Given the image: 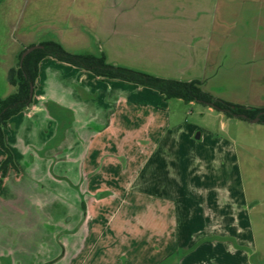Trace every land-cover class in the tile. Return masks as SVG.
<instances>
[{"label": "rangeland", "instance_id": "374dc122", "mask_svg": "<svg viewBox=\"0 0 264 264\" xmlns=\"http://www.w3.org/2000/svg\"><path fill=\"white\" fill-rule=\"evenodd\" d=\"M150 1L153 0H126L127 4H134L136 11L132 15L137 17L165 19L182 14L189 22L186 32L206 30L211 44L209 50L206 46L203 62L198 63L199 69L195 71L146 73L193 77L214 98L264 111V0H207L205 7L197 0H186L187 7L183 9L176 8V0L172 2L173 9L155 4L157 2L153 5ZM116 2L119 0H0V99L15 90L7 79L8 70L18 66V54L31 44L54 40L74 54H100L96 37L99 38L100 31L105 28L103 16L105 22L118 17L109 4ZM136 26L142 28L141 24ZM116 40L118 45L119 40ZM123 43H120V51H133ZM128 45L125 42V46ZM52 58L46 56L38 64L30 104L11 116L2 128L0 248L12 242L15 245L24 242L28 228L32 229L31 240L34 235L39 237L40 232L34 231L37 227H44L45 243L51 240L49 235L54 226H76L73 231L76 243L82 241L90 219L84 222V229L77 228L76 220L85 219L86 207H93L85 190L91 191L95 181H99V190L105 188V165H109L110 173L106 186L123 190L137 175L150 176V168L140 171V163L145 158L159 164L170 165L171 162L170 168L158 167L157 176L151 177L158 180L156 190L160 192L167 187L172 190L173 199H167L168 203L155 199L98 201L94 207L104 210L105 216L98 212V224L95 221L86 246L74 252L71 247L57 249L60 251L59 264L70 263L72 257L74 264H163L160 260L167 248L155 252L145 238L136 240L135 246L129 239H116L109 248L101 247L100 233L104 223L105 226L111 223L110 229L117 230V220L121 217L114 220L110 215L118 207H123L122 210L174 207L181 211L180 214L187 211L191 224H196L202 218L198 216L200 211L227 209L226 203H218L220 195L215 189L224 193L234 179L236 185H230L231 191L228 189L230 193L226 196L235 193L242 197L255 190L264 194V122L227 116L200 101L166 99L157 90L143 86L133 98L143 101L145 97L143 102L154 112L143 110L145 114L137 118L133 114L108 115L114 123L108 131L118 134L119 142L111 135L106 144L99 143L88 151L86 133L98 130L100 120L85 118L82 109L85 104L91 107L93 101L84 97L83 89L72 86L77 72L50 61ZM112 58L106 57V61L110 63ZM119 66L127 64L123 61ZM136 68L140 67L133 70ZM58 97L62 98V107L57 102L61 101ZM66 97L74 98L75 112L69 109L71 105L64 100ZM96 116L97 119L102 117L94 111V118ZM105 119L108 120L107 115ZM101 138L102 134L97 133V140ZM97 164L103 168H98L100 172L92 176L90 172ZM251 168L256 179L246 190L247 170ZM179 179L183 187L190 186L191 190L182 191ZM65 213L70 214V218ZM67 219L71 221L66 222ZM202 234H192L190 242ZM68 235L64 234L63 238L67 236L68 239ZM102 253L105 255L103 262ZM227 261L230 262L229 258Z\"/></svg>", "mask_w": 264, "mask_h": 264}, {"label": "crops", "instance_id": "0c3cea01", "mask_svg": "<svg viewBox=\"0 0 264 264\" xmlns=\"http://www.w3.org/2000/svg\"><path fill=\"white\" fill-rule=\"evenodd\" d=\"M197 1L202 7H205L207 3V0ZM150 2H152L151 4L157 2L155 4L162 5L166 9L174 7L172 4L173 0H153ZM109 4L112 6L111 9L115 10L116 17L118 15L116 20L119 19L118 21H106V23L103 16L104 19L102 20L105 23V28L100 31L101 35L99 38L96 37V40H98L97 52L103 53L105 57H113L112 61L110 60V64L120 65L124 61L127 64L124 67L134 68L137 66L140 68L134 70L150 73H179L199 69L198 63L203 62L207 47L209 50L211 44L210 35L205 33L206 30L201 32L188 30L186 32L185 28L189 22L182 14L181 16H167L165 19L148 16L140 17V15L137 17L136 15H132L136 11L133 7L134 4H127L126 0H119V3ZM175 6L177 9L187 7L186 0H176ZM102 7L105 10V5H102ZM104 10H101L103 14L105 13ZM122 13L125 14L122 15ZM138 24H141L142 28L137 27L136 25ZM126 25L132 26L127 27ZM161 25L166 27L162 29L160 28ZM116 39L119 40L118 45ZM125 42H128L129 45L125 46ZM120 43H123L124 47H128L133 51H120L122 46ZM50 61L57 64L62 63L60 64L61 66L68 67V70L71 72H77L76 78L72 81V86L83 89L84 97L91 98L93 101L91 107L85 104L82 109L85 113V118L91 121L100 120L96 128L98 130L92 129L86 133L87 141L85 143L88 151L91 148L99 146V143L106 144L111 135L116 137V142H119L118 134L108 131V128L114 124L113 120L111 122L112 118L108 119V115L111 117L114 113L121 115L133 114V117L137 118L142 117L145 112H149L150 114L154 112L152 108L151 111L146 103L143 102L146 99L145 97L143 101L140 98V100L133 98V96L135 97V95L141 92L143 86L122 80L99 77L88 70L58 61L55 58L50 59ZM157 75L159 77L185 81L196 79L193 77L185 79L181 78V76H176V78ZM98 87H100L99 90L95 89ZM73 92L75 93V90ZM58 99L61 100L62 98L58 97ZM72 99L74 100V98L66 97L64 100H67V104L71 105L69 107V109L71 108V112H75L73 105L75 102ZM79 99L82 100L80 97ZM57 102L61 105L60 107L64 105L62 100ZM109 103L110 107H108ZM90 110H92V113L89 112ZM143 110H145L144 113ZM94 111H97L98 114L100 113L102 117L100 119H97V116L94 118ZM106 115L107 121H105ZM138 128L140 127L138 126ZM97 133L102 134L100 141L97 140ZM150 144L151 141L149 142ZM106 155L105 147V157ZM140 157L139 154V160ZM91 162L93 164V160ZM169 164L171 165V162ZM170 165H167V163L159 164L156 160L149 161L145 158L140 163V171L144 168H150V176L141 177L137 175L134 178V182H129L130 184L123 190L117 186H106V183L110 181V173H108L109 165H105V188L102 187L103 189L99 190L100 188L97 187L99 181H95L92 188H90L91 191L88 190L89 188L85 190L87 194L86 198L91 201L90 206L93 207H86L85 219L76 220L77 228L82 227L84 229V222L90 219L89 228L82 235V241L76 243L77 237L73 233L76 226L70 228L66 226L63 228L54 226V229L51 231L52 233L49 235L51 240L48 243H45L44 240L46 238L43 232L44 227L34 229L35 232L40 233L39 237L34 235L35 238L32 240L29 234L32 229L28 228L26 229L27 237H25L26 240L24 242H19L16 245L12 242L0 248V264H59V252L62 251L63 246L66 248L71 247V251L73 252L78 247L86 246L87 240L91 232H93L94 223L99 215L98 212H102L101 214L105 216L104 210L99 211V209H95L94 207L96 203L99 204L98 201L155 199L164 200L168 203L167 199H173L172 190L164 187V190L161 188L160 192L159 190L157 191L156 184L158 180L156 178V180L152 179L151 176H157L158 167H164L165 169L170 168ZM100 167L103 168V165L97 164L93 166L94 170L90 172L92 176L100 172L98 169ZM246 179V190H248L251 181L256 179L253 176L252 168L247 170ZM235 181V179L231 181L230 185L232 183L236 185ZM100 184H104V182ZM178 184H181L180 188L182 191L191 190L190 186H182L183 181L181 179H179ZM230 185L224 193L218 188L215 189L216 192L219 191L218 195H220L218 203H226L227 209L217 208L212 212L210 210L200 211V213L198 212V216L202 218L196 224H191L187 211L180 214L181 211L174 207H153L143 210H138L135 207L122 210L123 207H118L110 215V219L113 216L114 220L116 217H121L120 220H117V230L110 229L111 223H108L106 226L104 223L100 233L101 247L103 249L105 247L109 248L116 239L120 241L129 239L132 245L135 246L138 244L136 240L139 241V239L145 238L148 242H151V249L155 252L162 250V248L168 249L163 253L160 260L163 261V264H264V194L255 190L251 194H245L242 197L235 195V193L229 194L228 197L226 195L231 191ZM205 190L204 188L203 191ZM223 210L225 211L223 212ZM64 215L70 216L68 213ZM68 221L70 222L71 220L67 219L66 222ZM96 224H98L97 221ZM198 232H203L204 234L200 235L198 239L196 236V240L191 243V235L198 234ZM66 233L70 234L68 235V239L67 236L63 238V235ZM57 249H60V251ZM101 256V261L103 262L105 255L102 253ZM227 258H229L230 262L227 261ZM73 260L75 258L72 257L68 264H74Z\"/></svg>", "mask_w": 264, "mask_h": 264}, {"label": "trees", "instance_id": "16d2710c", "mask_svg": "<svg viewBox=\"0 0 264 264\" xmlns=\"http://www.w3.org/2000/svg\"><path fill=\"white\" fill-rule=\"evenodd\" d=\"M39 44L43 47L29 52L20 63V55L24 48L18 54V66L11 67L8 70L7 79L15 87V90L0 99V141L2 140V128L6 125L7 120L30 104L32 97H29V84L31 83L34 87V82L38 75V64L46 56L83 68L99 77L119 79L151 87L161 93L166 99L179 98L185 102L200 101L223 111L227 116H232L235 113H244L251 118L263 111L260 108H248L239 105H233V109L228 111L227 109H229L231 104L213 98L210 93L201 88L197 79L185 81L164 78L143 71L113 65L106 61L103 53L98 55L92 53L74 54L65 50L60 43L54 40L41 41ZM260 122H264V113L260 116Z\"/></svg>", "mask_w": 264, "mask_h": 264}, {"label": "water", "instance_id": "95a60500", "mask_svg": "<svg viewBox=\"0 0 264 264\" xmlns=\"http://www.w3.org/2000/svg\"><path fill=\"white\" fill-rule=\"evenodd\" d=\"M43 46L41 44H35V45H30L28 47H26L21 55H20V63L22 62V60L24 59V57L29 53L31 52L32 50L34 49H38V48H42ZM32 93H33V86L32 84L30 83L29 84V97L31 98L32 96ZM233 105H230L229 109H227L228 111H230L231 109H233ZM261 114H263V112H259L257 113L254 117H247L244 113H235L233 114L234 116H238V117H242V118H246L248 120H250L251 122H257V121H260V116Z\"/></svg>", "mask_w": 264, "mask_h": 264}, {"label": "flooded vegetation", "instance_id": "af4514ba", "mask_svg": "<svg viewBox=\"0 0 264 264\" xmlns=\"http://www.w3.org/2000/svg\"><path fill=\"white\" fill-rule=\"evenodd\" d=\"M214 98V97H213ZM215 99H218V98H215ZM260 112H263L264 113V111H260Z\"/></svg>", "mask_w": 264, "mask_h": 264}]
</instances>
